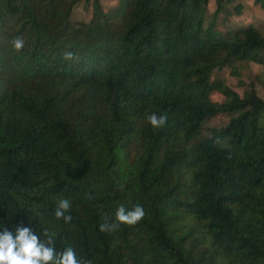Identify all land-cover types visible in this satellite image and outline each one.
Returning <instances> with one entry per match:
<instances>
[{
    "label": "trees",
    "instance_id": "obj_1",
    "mask_svg": "<svg viewBox=\"0 0 264 264\" xmlns=\"http://www.w3.org/2000/svg\"><path fill=\"white\" fill-rule=\"evenodd\" d=\"M208 3L0 0V231L47 229L85 264H264V99L211 77L264 71V34L231 23L242 0ZM218 113L235 115L200 137ZM138 205L135 226L100 231Z\"/></svg>",
    "mask_w": 264,
    "mask_h": 264
},
{
    "label": "clouds",
    "instance_id": "obj_2",
    "mask_svg": "<svg viewBox=\"0 0 264 264\" xmlns=\"http://www.w3.org/2000/svg\"><path fill=\"white\" fill-rule=\"evenodd\" d=\"M13 48L20 51L24 47V41L15 38L12 41ZM73 53L65 52L64 59L72 60ZM149 124L154 128H162L167 122L166 115L157 116L151 114L147 117ZM71 208L68 199H60L57 202L54 215L57 219H63L65 223L72 220L71 215H66ZM145 216L142 206L128 210L120 206L114 216L112 223L100 225L101 232H112L121 224L135 226ZM55 233H50L47 229L42 233L33 232L30 227H17L15 236L8 228L0 231V264H85L79 259L73 247H67L63 251L57 252L55 249ZM43 237V238H42ZM87 264H91L90 261Z\"/></svg>",
    "mask_w": 264,
    "mask_h": 264
},
{
    "label": "rangeland",
    "instance_id": "obj_3",
    "mask_svg": "<svg viewBox=\"0 0 264 264\" xmlns=\"http://www.w3.org/2000/svg\"><path fill=\"white\" fill-rule=\"evenodd\" d=\"M104 10L112 12L118 5L119 0H100ZM242 15H232L231 23L234 25L255 24L264 34V7L260 3H255L254 0H242ZM215 0H209L208 9L210 12L215 10ZM91 6L84 1L78 2L72 10L71 19L73 22H87L91 18ZM237 72L231 70L230 67L214 70L212 79H221L224 83L240 95L250 88L252 84L257 94L264 99V71L261 65L254 62H242L237 66ZM211 98L216 101H221L223 98L218 92L211 94ZM235 113H218L207 118L202 123L201 136L210 134L211 128L222 127L226 125L229 119Z\"/></svg>",
    "mask_w": 264,
    "mask_h": 264
}]
</instances>
